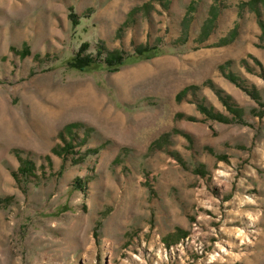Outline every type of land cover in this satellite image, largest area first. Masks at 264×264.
<instances>
[{
	"label": "rangeland",
	"instance_id": "374dc122",
	"mask_svg": "<svg viewBox=\"0 0 264 264\" xmlns=\"http://www.w3.org/2000/svg\"><path fill=\"white\" fill-rule=\"evenodd\" d=\"M245 1L0 0V264H264V30ZM84 44L158 53L80 71Z\"/></svg>",
	"mask_w": 264,
	"mask_h": 264
},
{
	"label": "trees",
	"instance_id": "16d2710c",
	"mask_svg": "<svg viewBox=\"0 0 264 264\" xmlns=\"http://www.w3.org/2000/svg\"><path fill=\"white\" fill-rule=\"evenodd\" d=\"M242 5H248L254 9V11L257 13L259 17L260 26L264 30V16H263L264 0H248L243 2ZM215 16L216 14H214L212 17ZM189 21H190V15L188 14L183 20V27L185 28V31L183 32V35L180 38V41L182 40V44L186 43L185 40H186ZM206 30H207V26L203 28L201 33L203 34V37L199 38L198 42H203L206 39V37L208 36V32ZM87 46H88L87 44H84L79 49L76 56L73 57L72 60H70L69 62L70 67L80 71H88L93 67L102 66L109 71H117L125 64H127L131 59H137V60L150 59L156 56L158 53L157 52L158 48L156 46H149L143 44L137 46L131 54L125 53L121 50H109L104 45L99 44L97 46L96 49L97 51L95 55L91 53L84 54ZM95 56H97V58H95ZM222 68L224 69V67ZM226 75L232 81L236 82L237 84L239 83L237 76L233 75L232 73H228ZM187 89H185L182 93L184 94ZM217 92L222 93L218 90ZM201 108L203 109L204 112L207 111V108L204 107L203 105L201 106ZM217 117H221V116H217Z\"/></svg>",
	"mask_w": 264,
	"mask_h": 264
}]
</instances>
